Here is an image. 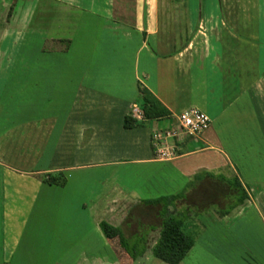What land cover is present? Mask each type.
<instances>
[{"label": "crops", "instance_id": "1", "mask_svg": "<svg viewBox=\"0 0 264 264\" xmlns=\"http://www.w3.org/2000/svg\"><path fill=\"white\" fill-rule=\"evenodd\" d=\"M108 1L0 0V43L10 38L0 49V264H121L100 222L138 233L121 225L122 207L126 218L199 172L237 177L248 197L222 217L194 216L203 232L179 264H264V0H190L169 10L183 21L158 14L136 26L116 23ZM119 25L125 40L140 36L130 68L101 62L119 57ZM142 87L171 115L125 128L126 114L142 112ZM190 107L209 128L157 158L153 132ZM154 230L129 264H166L146 260Z\"/></svg>", "mask_w": 264, "mask_h": 264}, {"label": "trees", "instance_id": "2", "mask_svg": "<svg viewBox=\"0 0 264 264\" xmlns=\"http://www.w3.org/2000/svg\"><path fill=\"white\" fill-rule=\"evenodd\" d=\"M140 95V108L143 119L139 120L130 112L125 115L123 120L125 128L143 126L145 121L162 119L171 115L168 108L147 87L141 88ZM206 179H211L217 182L216 184L219 183L222 187H225L228 192L224 197L232 199V202L228 203L225 208H219L216 203H210L202 212L213 211L222 217L237 206L242 205L248 197L245 188L237 177H216L209 172H199L189 179L181 192L143 200L142 202L146 207L158 209L160 217V233L159 238L151 248L150 255L152 257L166 264H179L187 256L196 242L197 235L195 233L201 230L195 217L202 212L194 211V215L191 216V212L186 210L181 211L180 214L169 215V210L176 207L179 200L186 199L188 192L200 186ZM43 180L52 182L53 179L51 175H48ZM99 225L104 236L116 246L121 264H129L132 260H136L146 253L147 231H139L127 237L120 227L114 226L105 220L101 221Z\"/></svg>", "mask_w": 264, "mask_h": 264}, {"label": "rangeland", "instance_id": "3", "mask_svg": "<svg viewBox=\"0 0 264 264\" xmlns=\"http://www.w3.org/2000/svg\"><path fill=\"white\" fill-rule=\"evenodd\" d=\"M111 2V6L113 7V15L114 21L118 24L126 23L130 26H136L137 24L141 25L142 19L151 17L152 20H155L157 15L161 19L168 21L170 18L172 19L175 12L169 11L173 9L176 4L188 5L190 0H109ZM108 1V2H109ZM203 1V2H202ZM199 3L205 4V0H198ZM43 2L39 1L35 5L33 9L32 19L36 21L42 15L41 4ZM37 7V9H36ZM168 7V8H167ZM177 6H175L176 8ZM159 8V11H158ZM178 12L176 13V17L174 20L185 19L183 16L185 14L181 12V8H177ZM19 12V11H18ZM13 14V12H12ZM29 15V13H28ZM148 17V18H149ZM87 23H91L95 20L92 14H87L85 16ZM97 20V19H96ZM92 26V25H91ZM91 26H88L85 30L86 35L90 36H98L95 33V29ZM130 29V28H128ZM125 30L120 28V25L117 29L116 38L117 45L115 51L117 49V53H119V57L111 60V61H101L102 64H107L106 66L110 67L111 65L120 66L121 62H124L127 68L133 67L135 64L136 53L138 48L137 39L140 36L137 34H133V39L125 40ZM10 38L6 39L3 43H0V49L2 51H7L9 46ZM85 47V45H80ZM76 43L73 45L72 50H76ZM87 48L95 47L92 43L86 46ZM76 48V49H75ZM121 50V51H120ZM113 51V52H115ZM114 55V53H111ZM117 56V55H116ZM115 57V55H114ZM77 58V57H76ZM212 181L211 179H206L200 186L190 190L187 194V198L181 200L177 203L176 207L171 208L169 210V215L180 214L181 211L189 210L190 212L199 211L202 212L209 206L210 203H216L219 208H225L228 203L232 202V199L225 198V194H227L228 190L225 187H222L219 183ZM215 187V188H214ZM220 190V191H219ZM126 208H123L118 212L117 217L120 219L121 225L124 226L126 232L128 234L135 233L136 231H153L154 235L150 238V243H152L157 238V229L159 228L160 217L158 215V209L145 207L143 205L134 206L132 210L129 211L127 217L125 218ZM127 212V211H126ZM212 212V211H211ZM128 224V226L126 225ZM203 230H199L195 233L198 237L202 235ZM151 253H147L146 260L153 259L154 263H158V260L150 255ZM144 259V258H143ZM140 260L138 264H141Z\"/></svg>", "mask_w": 264, "mask_h": 264}, {"label": "built area", "instance_id": "4", "mask_svg": "<svg viewBox=\"0 0 264 264\" xmlns=\"http://www.w3.org/2000/svg\"><path fill=\"white\" fill-rule=\"evenodd\" d=\"M134 116L143 119V113L134 109ZM177 126L155 130L152 144L159 159L169 160L177 156L179 141L184 137L197 136L209 128L211 120L200 109L190 107L176 116Z\"/></svg>", "mask_w": 264, "mask_h": 264}]
</instances>
